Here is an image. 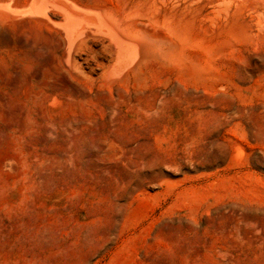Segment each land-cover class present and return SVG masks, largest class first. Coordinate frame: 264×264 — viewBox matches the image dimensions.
I'll return each mask as SVG.
<instances>
[{
  "label": "rangeland",
  "instance_id": "rangeland-1",
  "mask_svg": "<svg viewBox=\"0 0 264 264\" xmlns=\"http://www.w3.org/2000/svg\"><path fill=\"white\" fill-rule=\"evenodd\" d=\"M68 1L139 50L0 0V264H264V0Z\"/></svg>",
  "mask_w": 264,
  "mask_h": 264
},
{
  "label": "bare ground",
  "instance_id": "bare-ground-1",
  "mask_svg": "<svg viewBox=\"0 0 264 264\" xmlns=\"http://www.w3.org/2000/svg\"><path fill=\"white\" fill-rule=\"evenodd\" d=\"M77 2V1H76ZM84 2V1H83ZM25 10H32L35 12L43 13L44 15L50 11L51 7H57L64 12L62 18L58 19L55 14L53 17H48L51 21L60 23L63 30H64V56L68 65V62L74 60V51L75 48H80L82 50L83 46L89 45V40L93 33L102 32L100 35L107 34L109 36L110 43H113L112 54H114V58L108 70L114 72L121 71L127 64H130L131 59L136 57L139 48L138 46L135 47L134 43L136 40H131L127 36H125V30L122 29L124 26L116 22V17L110 16L105 13L106 10L104 7L98 9V7L94 8L90 5L83 4V3H71L68 0H30V2L25 6ZM100 7V6H99ZM24 8V6H23ZM55 9V10H59ZM101 9H104L103 11ZM4 10L6 12H17L16 9L14 10L9 2L1 3L0 4V11ZM108 11V9H107ZM54 12V11H53ZM60 12V13H61ZM61 15V14H60ZM42 16V15H41ZM59 17V16H58ZM112 18L115 20L113 21ZM43 21V20H41ZM47 24V23H46ZM59 24V25H60ZM49 26V25H48ZM122 26V27H121ZM127 28V25H126ZM122 30L124 32L122 33ZM33 33V32H32ZM105 33V34H104ZM27 34V33H25ZM63 34V31H62ZM130 34V33H128ZM98 35V34H97ZM52 36V35H51ZM106 36V35H105ZM134 36V35H133ZM22 39V38H21ZM31 39V38H30ZM147 39V38H146ZM29 46H37L39 50L49 51L48 45L43 43H36L34 40L33 42L29 43L28 40H23ZM31 41V40H30ZM54 40H52L53 42ZM133 41V42H132ZM111 45V44H110ZM145 45V43H144ZM51 46V45H50ZM59 46V45H58ZM61 47V46H60ZM92 47V46H90ZM89 48V47H88ZM77 51L79 49H76ZM89 50V49H88ZM47 51V52H48ZM98 52V51H97ZM111 60V59H110ZM109 60V61H110ZM75 61V60H74ZM130 62V63H129ZM72 64V63H70ZM78 64V63H76ZM110 64V62H109ZM70 66V65H68ZM75 66V65H74ZM105 71V70H104ZM110 71V72H111ZM111 72V73H112Z\"/></svg>",
  "mask_w": 264,
  "mask_h": 264
}]
</instances>
